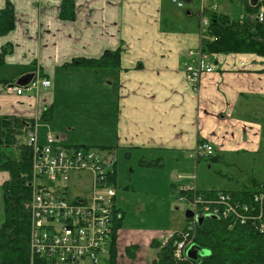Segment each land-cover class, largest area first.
<instances>
[{
  "label": "crops",
  "instance_id": "crops-1",
  "mask_svg": "<svg viewBox=\"0 0 264 264\" xmlns=\"http://www.w3.org/2000/svg\"><path fill=\"white\" fill-rule=\"evenodd\" d=\"M64 1L0 0V11L10 4L16 17L15 29L0 36V67L8 70L7 75L0 76V117L18 113L34 118L51 108V122L43 121L46 133L39 130V141L44 143L48 133L55 131L50 124L56 116V89L18 96L7 93L4 87L38 71L47 74L53 85L59 72L80 69L65 66L73 58H98L108 49L121 48L120 69L86 68L97 83L98 92L85 97L100 101L104 105L102 110L107 106L106 114L112 115L107 129L94 141L96 146L68 143L66 134L55 131L63 136L62 144L101 146L103 151L117 157L121 150L128 161H136L145 173L165 168L164 186L175 199L177 183H194V175L189 174L194 164L198 167L204 158L197 161L192 154L202 140L213 145L215 155L262 151L264 56L242 52L217 54L210 60L215 63V70L205 74L197 88L187 82L185 67L191 60L189 50L202 44L199 31L202 10L205 9L208 18L210 12H217L237 20L252 9L256 11L264 0H181L188 6L185 9L172 0H73V19L62 17ZM214 4L216 9L212 7ZM193 19L198 21L196 29ZM3 48L7 52L1 57ZM12 96L27 107L16 108ZM97 110L93 108L98 116ZM150 160H159L161 164L142 165ZM115 170L117 181L118 168ZM134 171L133 166L129 179ZM8 177L0 171V181ZM153 189L152 193L146 191V197L158 195V189ZM210 189L215 188L206 190ZM136 191V187L129 185L115 198L123 224L117 232V264H121L122 256L127 258L126 247H139L136 258H129V261L138 260L143 252L147 253L152 240L165 239L189 223L184 213L186 221L177 226L170 224L167 231L127 225L133 211L128 214L124 210L129 204L126 195Z\"/></svg>",
  "mask_w": 264,
  "mask_h": 264
},
{
  "label": "built area",
  "instance_id": "built-area-1",
  "mask_svg": "<svg viewBox=\"0 0 264 264\" xmlns=\"http://www.w3.org/2000/svg\"><path fill=\"white\" fill-rule=\"evenodd\" d=\"M182 7L184 2L172 0ZM213 9L217 8L214 4ZM203 9V8H202ZM205 10V9H204ZM200 15V36L203 40L210 25V19ZM253 21L264 22V5L248 14ZM215 40V37H211ZM191 61L185 67V78L193 88L201 84L202 77L214 71L210 63L215 56L205 53L202 44L188 52ZM196 57V59H195ZM52 81L36 72L25 85L8 84L4 90L9 94L24 95L45 92ZM39 118L26 130L27 146L32 150V195L29 212L31 214V242L29 264H73L82 260L99 262L108 253L107 241L115 226L116 187L108 181L105 160L90 147L69 148L62 144L63 136L49 132L45 143L39 141ZM215 153L209 142H200L194 150L196 157H208ZM89 172L92 178L90 197H76L68 200L67 187L63 184L73 174ZM195 179V177L193 178ZM178 201L187 205L194 216L188 228L179 231L180 239L175 245L177 260H187L188 248L194 244L198 223L196 215L211 214L214 219H223L228 226H250L264 231V191L255 192L248 201L236 199L230 192H222L215 198H207L199 193L197 184H180ZM117 218L121 217L116 211ZM176 232H171L173 236ZM193 264V263H190Z\"/></svg>",
  "mask_w": 264,
  "mask_h": 264
},
{
  "label": "trees",
  "instance_id": "trees-1",
  "mask_svg": "<svg viewBox=\"0 0 264 264\" xmlns=\"http://www.w3.org/2000/svg\"><path fill=\"white\" fill-rule=\"evenodd\" d=\"M64 2L62 17L73 19L75 13L73 0H65ZM251 11H254V9ZM209 14L210 25L206 31L208 37L202 40V49L205 53L213 55L242 52L264 56V22L253 21L248 17L237 20L231 19L217 12H210ZM15 20V10L12 5L9 4L7 8L0 11V36L6 35L15 29ZM211 37H215V40H211ZM122 51L121 48L108 49L98 58L76 57L65 66L117 70L121 66ZM6 52L7 48H3L1 57H4ZM41 75L47 77V74L42 72ZM52 118L51 108H46L39 121L48 122ZM34 124V118L0 117V171L9 173V179L3 183L0 191V264L30 263L31 214L28 203L32 195L30 181L33 173V153L26 143L20 145V151L15 156L6 153L2 149L19 144V137L26 134L29 125ZM68 147L90 146L71 145ZM215 153L206 158L217 159ZM159 164H161L159 160L142 162V165L153 167H157ZM115 171L109 170L108 172V182L114 187H116ZM179 185L176 184L178 197L181 193L178 189ZM259 190L264 191V187ZM198 191L207 198H215L222 192H230L216 189H198ZM230 193L236 199L240 198L242 201H248L254 192L244 189ZM115 209L118 210L116 205ZM116 211L114 231L106 245L108 253L102 256L99 262H93L94 264H105V262L106 264H117V232L123 224L122 217L117 218ZM179 239L178 231L169 237L167 241L152 240L150 244L151 259L148 264H188V261L177 260L174 255L175 244ZM194 243L208 251L207 255L199 256L194 264H264V231L260 232L249 225H237L230 228L228 222L223 219L207 217L203 224L197 227ZM138 249L137 245H130L126 247L125 254L128 258L135 259ZM79 263L78 261L73 264Z\"/></svg>",
  "mask_w": 264,
  "mask_h": 264
},
{
  "label": "rangeland",
  "instance_id": "rangeland-1",
  "mask_svg": "<svg viewBox=\"0 0 264 264\" xmlns=\"http://www.w3.org/2000/svg\"><path fill=\"white\" fill-rule=\"evenodd\" d=\"M187 7V5L184 6V9ZM249 13L254 12L252 11ZM248 14L244 17H248ZM197 24L198 21L193 19L192 25L193 27L195 26V29L197 28ZM216 55L217 54H215L214 58ZM79 68L80 69L74 68L72 71H68L67 73L59 72L55 77L57 83H54L52 87L50 86L48 90H46L50 92L56 89L57 97L55 121L50 125L52 126V130L55 129L58 133L63 135L66 134L68 137V143L95 145L93 144L94 141L101 136L105 127L107 129V125L111 122L112 115H109L108 117L105 111L107 106L102 110L104 105L101 104L100 101H96L95 99L90 101L89 98L85 97L98 92L97 83L92 81L90 74L86 72L85 67ZM7 71L8 70L6 68L0 67V76L7 75ZM12 98L16 101V108L24 109L27 107L24 103L19 102V99L16 96H12ZM93 108L100 111L98 116L95 111H93ZM43 112L44 110L39 113L41 117ZM6 116L22 118V116L18 113L7 114ZM59 123L61 126H59ZM70 127L73 129L72 131L70 130ZM110 129L111 128H109L108 131ZM39 130L40 133H44V131L46 133L47 131V128L43 127V121L39 122L38 134ZM26 142V134H23L19 137V144L3 149V151L11 154L12 156L18 155L20 145L23 143L25 144ZM68 143L66 145L71 146V144L69 145ZM95 146L90 147L94 148L100 156L104 155L106 171L118 168V180L116 181V190L118 195L120 196L123 194L129 185L131 187H136L137 189L136 192L130 194L128 193L126 195L128 199L127 202H129V204L126 208L124 207V210L128 214H132L133 211V215L127 220V225L131 227L142 226L146 229L153 228L157 231H167L170 224L177 226L179 222L186 221L184 213L187 205L183 202L177 201V198H173V195H170V190L167 192V188L164 186L165 179L163 176L167 173V169H151L149 172L152 174L147 173L148 171L145 173L143 169L137 167L136 161H128L121 150H118L119 154L117 157L115 153L109 155L107 150L103 151L101 147ZM112 152H116V150ZM192 155L191 156L197 161L200 159L199 157L194 156V154ZM118 158L119 163L117 162ZM216 158L217 159H208L205 157L200 160L198 167L194 164L192 172L189 175H194V182L195 185L197 183L198 189L206 190L214 187L216 190L238 192L248 188L250 191H253L259 189L260 184H264V141L262 151L258 154L248 152H219ZM133 166L135 171L131 175L132 179H129ZM169 172L171 173L170 170ZM4 173L6 176H9L8 172L5 171ZM177 177H179V175ZM8 179L9 177L0 181V191L1 186ZM183 182H186V180H183ZM63 184L67 187V194L65 196L68 200H74L78 196L81 198H87L91 195L92 178L89 172H79L78 174H73L72 177L69 180L64 181ZM153 188L158 189V195L146 197V191H150L152 193L154 190ZM259 191L261 190H257L255 192ZM29 208L30 202L28 203V209ZM186 228L182 230H185ZM161 239L163 241L165 240L164 237H160V240ZM188 258L190 259L188 264H194V261L198 260L199 257L197 259H192L188 256ZM139 259L129 261L128 257L126 258L125 256H122L120 262L121 264H141L142 261V264H148L151 259L150 246L147 253L143 252L141 258ZM79 264L94 263L91 260L89 261L85 259L80 261Z\"/></svg>",
  "mask_w": 264,
  "mask_h": 264
},
{
  "label": "water",
  "instance_id": "water-1",
  "mask_svg": "<svg viewBox=\"0 0 264 264\" xmlns=\"http://www.w3.org/2000/svg\"><path fill=\"white\" fill-rule=\"evenodd\" d=\"M32 77H33L32 74H28L27 76H23L18 80L17 84H20V85L27 84L32 79ZM193 216H194V214L190 209H187L185 211V217L187 219L193 218ZM207 217L214 218V216H212L211 214H209V215L208 214L196 215V220H197V223L199 224V226H201L203 224V222L205 221V219ZM207 254H208V251L206 249H202L197 244H192L188 249V256L192 259H197L199 256H204Z\"/></svg>",
  "mask_w": 264,
  "mask_h": 264
},
{
  "label": "flooded vegetation",
  "instance_id": "flooded-vegetation-1",
  "mask_svg": "<svg viewBox=\"0 0 264 264\" xmlns=\"http://www.w3.org/2000/svg\"><path fill=\"white\" fill-rule=\"evenodd\" d=\"M3 149H4V148H3ZM3 149H2V150H3Z\"/></svg>",
  "mask_w": 264,
  "mask_h": 264
}]
</instances>
